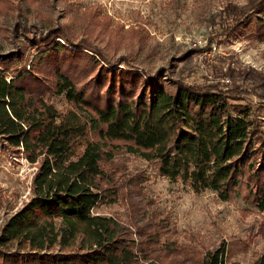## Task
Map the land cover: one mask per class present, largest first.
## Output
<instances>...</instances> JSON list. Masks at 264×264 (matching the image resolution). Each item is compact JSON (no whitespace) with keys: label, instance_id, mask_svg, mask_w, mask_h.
I'll list each match as a JSON object with an SVG mask.
<instances>
[{"label":"trees","instance_id":"obj_1","mask_svg":"<svg viewBox=\"0 0 264 264\" xmlns=\"http://www.w3.org/2000/svg\"><path fill=\"white\" fill-rule=\"evenodd\" d=\"M224 13L223 34L237 35L255 15L264 39V0L231 3ZM25 34L23 44L0 53V150L37 170L29 198L0 225V264H171L172 242H160L159 221L136 238L118 217L95 211L118 199L119 183L103 164L116 142L194 191L229 200L243 189L264 211V130L256 108L233 101L247 91L242 85L150 74L73 41L64 26ZM53 94L71 107L60 111ZM258 95L264 104V91ZM226 256L219 245L196 264H264V254L246 263Z\"/></svg>","mask_w":264,"mask_h":264},{"label":"rangeland","instance_id":"obj_2","mask_svg":"<svg viewBox=\"0 0 264 264\" xmlns=\"http://www.w3.org/2000/svg\"><path fill=\"white\" fill-rule=\"evenodd\" d=\"M249 1L0 0V53L23 44L25 33L64 26L73 41L95 44L111 60L126 57L150 74L162 71L168 78L225 89L242 85L247 91L233 101L256 108L264 130V104L258 95L264 91V39L257 36L255 15L237 35L220 30L229 21L224 8ZM48 99L60 111L71 107L64 94ZM103 164L118 181L119 194L95 211L118 217L136 238L159 221L164 231L160 242H172L171 264H196L219 245L227 248L228 261L246 263L264 254V211L250 203L243 189L229 200L211 189L194 191L119 142ZM36 170L26 157L11 158L0 150V225L31 195Z\"/></svg>","mask_w":264,"mask_h":264}]
</instances>
